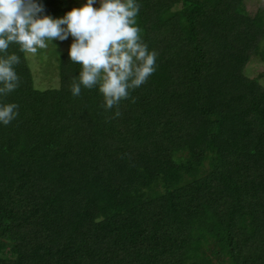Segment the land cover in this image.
Listing matches in <instances>:
<instances>
[{"label":"trees","instance_id":"16d2710c","mask_svg":"<svg viewBox=\"0 0 264 264\" xmlns=\"http://www.w3.org/2000/svg\"><path fill=\"white\" fill-rule=\"evenodd\" d=\"M241 1L137 0L157 70L117 118L98 88L73 97L69 50L58 88L37 90L10 45L0 264H264V88L243 72L264 27Z\"/></svg>","mask_w":264,"mask_h":264},{"label":"clouds","instance_id":"9594fccd","mask_svg":"<svg viewBox=\"0 0 264 264\" xmlns=\"http://www.w3.org/2000/svg\"><path fill=\"white\" fill-rule=\"evenodd\" d=\"M98 5V7H94ZM137 0H86L62 18L42 15L36 0H0V96H7L20 84L14 66L21 60L9 54L10 45L35 55L47 49L49 42L64 41L69 36L71 62L80 65L79 75L72 77L73 97L85 89L98 88L105 111L116 109L130 97V91L148 82L157 70V52L142 40L136 17ZM18 105L0 103V124L9 125L18 116Z\"/></svg>","mask_w":264,"mask_h":264},{"label":"rangeland","instance_id":"374dc122","mask_svg":"<svg viewBox=\"0 0 264 264\" xmlns=\"http://www.w3.org/2000/svg\"><path fill=\"white\" fill-rule=\"evenodd\" d=\"M63 1L62 5L57 6L56 16H51L54 19L62 18L68 11L74 7H80L86 3V0H56ZM38 4L43 6L42 15H48L46 10L47 0H36ZM242 7L240 13H246L251 19L257 17L263 22L264 27V0H242ZM98 7V5H94ZM264 41V38L262 39ZM73 38L71 36L64 41L54 40L49 42L47 49H39L35 55L25 54L29 63L30 70L32 71L33 86L37 90H43L46 88H58L59 85V71L57 69V61H59L58 55L63 54L69 50ZM262 47V46H261ZM264 48V47H263ZM264 54L260 50L257 53L250 56L248 61L244 64L243 72L250 78H256L259 85L264 88ZM6 259H10L12 256L9 248L2 249V254Z\"/></svg>","mask_w":264,"mask_h":264}]
</instances>
